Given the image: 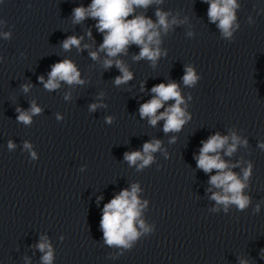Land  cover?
I'll use <instances>...</instances> for the list:
<instances>
[{
  "label": "water",
  "instance_id": "1",
  "mask_svg": "<svg viewBox=\"0 0 264 264\" xmlns=\"http://www.w3.org/2000/svg\"><path fill=\"white\" fill-rule=\"evenodd\" d=\"M91 2H0V19L7 21L0 32L12 31L10 40L0 37V264H41L43 254L35 247L41 236L52 244L53 264H238L241 257L264 264V150L257 146L264 141V0H237L240 28L233 42L222 39L208 21V5L202 0H164L137 9L155 21L160 7L186 22L162 34L161 47L168 55L154 68L147 60L133 61L140 51L136 45L117 57L134 74L120 87L113 84L119 70L102 67L105 53L99 61L89 56L103 41L97 21L72 23V9ZM249 16L254 23L248 22ZM189 31L194 37L186 36ZM72 35L83 36L81 48H90L64 51L61 42ZM65 58L77 65L85 84L61 82L59 89L45 90L38 77L47 80L51 65ZM186 64L201 76L194 88L182 84ZM169 80L181 85L192 119L180 132L165 134L164 121L151 127L138 110L152 98L154 85ZM26 83L32 87L23 93ZM66 93L70 100L64 99ZM99 93H104L107 108L89 112ZM33 100L42 113L33 117L31 126L18 123L16 108L28 110ZM57 113L64 119L57 121ZM108 115L115 117L111 125L104 121ZM233 130L247 138L248 146H239L232 156L222 151L221 156L231 164L241 161L232 169L240 175L243 162L253 163L245 190L252 205L243 212L233 206L227 214L212 213L215 202L207 189L215 170L205 174L194 156L201 141ZM172 137L176 139L170 144ZM153 138L163 141L168 158L158 152L157 163L145 170L129 167L124 153L140 150ZM9 140L16 145L13 151L7 148ZM26 140L39 159L30 162V153L23 150ZM132 183L140 184L139 198L149 201L142 218L156 230L129 251L105 245L99 222L104 204ZM257 203L261 210L253 214Z\"/></svg>",
  "mask_w": 264,
  "mask_h": 264
},
{
  "label": "clouds",
  "instance_id": "2",
  "mask_svg": "<svg viewBox=\"0 0 264 264\" xmlns=\"http://www.w3.org/2000/svg\"><path fill=\"white\" fill-rule=\"evenodd\" d=\"M202 2L208 5V21L216 25L221 38L233 42L234 32L240 28V24L237 22V10L241 8V4L237 0H202ZM163 3L164 0H92L87 7L80 5L72 9L73 24H79L87 18L97 21L95 27L99 33L103 34V41L96 51H89V56L93 61H99L100 53H105L102 67L107 70L115 66L120 72V75L113 80L114 86L120 87L134 78L133 72L129 70L125 62L117 58L127 55L131 45H136L140 49L139 53L132 57L134 62L147 60L154 68L161 57H167L168 50L161 47L162 34L167 35L170 31H174L176 27L186 22V18L180 20L177 16L172 15L171 11H164L162 8L156 7L154 21L145 13L136 11L137 9L147 10L150 6ZM28 6L31 7L30 4ZM130 16L131 19H129ZM248 22L254 23L251 16L248 17ZM5 26H7V21L0 19V27ZM86 35L91 38V30H88ZM194 35L191 31L186 33L189 38ZM0 37L10 40L12 38L11 29L0 32ZM83 39V36H68L61 42V48L64 51H70L72 47H76L78 51L89 49L90 45L88 44H84L81 48ZM21 56H25V53H21ZM2 60L3 57L0 56V61ZM200 79L201 76L197 74V70L192 64L184 65V74L181 77L183 86L194 88ZM38 80L49 92L59 89L61 82L69 86H83L86 82L81 79V72L77 65L67 58L51 65L47 80L43 75L38 77ZM143 84L142 81L141 90H143ZM31 87L30 83L21 85L23 93H28ZM150 91L153 94L152 98L139 106L140 119L146 118L151 127L164 121L162 131L165 134L180 132L183 126L192 119V114L187 111V103L181 94V85L175 80H169L167 83L161 82L154 85ZM103 96L104 93L98 94V102L88 106L89 112H95L98 108H107V105L102 102ZM64 99L70 100V93H66ZM192 99V95L189 94L188 101H192ZM169 101H174V103L165 107ZM162 108L164 111H159ZM16 112L18 113L16 117L18 123L31 126L33 117L40 115L42 108L33 100L30 102L28 110L17 107ZM56 119L61 121L64 117L57 113ZM114 119L115 117L111 115L104 117V121L108 125H111ZM175 139L172 137L169 143H174ZM201 145L199 154L194 156L196 167L205 174L215 170V174L210 175L208 180L210 187L207 191L211 193L209 199L215 202L209 211L219 213L222 210L227 214L233 206L237 211H246L252 205V198L245 190L249 187L254 165L251 161L243 162L246 163V166L241 168L242 175H240L232 169L239 167L242 162L231 164L222 159L221 152L223 151L226 156H232L239 146H248L247 138H241L234 130L230 131L228 135L216 132L210 135L207 140L201 141ZM257 146L264 150V141L258 142ZM7 148L9 151H13L16 145L9 140ZM23 150L30 153V162L39 159L29 141L23 142ZM158 152L165 159L168 158L163 141L153 138L144 142L140 150L125 152L123 159L129 167H135L138 172H141L157 163L155 154ZM157 167H160L159 164ZM83 170L82 167L81 171ZM213 188L217 191H212ZM141 191L139 183H132L130 189H122L104 204L99 226L105 245L130 251L141 237L155 232V224H148L142 218L143 213L148 209L149 201L147 199L142 201L139 198L138 194ZM100 199L103 197H98V200ZM260 210L259 203L252 209L253 214H258ZM35 247L43 254L41 264H53L54 249L46 236H41L40 242ZM238 264H250V261L241 257L238 258Z\"/></svg>",
  "mask_w": 264,
  "mask_h": 264
}]
</instances>
